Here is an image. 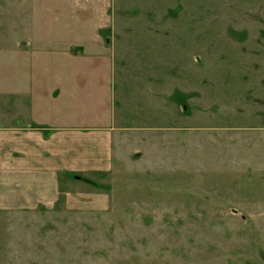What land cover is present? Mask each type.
Wrapping results in <instances>:
<instances>
[{
  "label": "rangeland",
  "instance_id": "374dc122",
  "mask_svg": "<svg viewBox=\"0 0 264 264\" xmlns=\"http://www.w3.org/2000/svg\"><path fill=\"white\" fill-rule=\"evenodd\" d=\"M16 117L47 199L0 204V264H264V0H0Z\"/></svg>",
  "mask_w": 264,
  "mask_h": 264
},
{
  "label": "crops",
  "instance_id": "0c3cea01",
  "mask_svg": "<svg viewBox=\"0 0 264 264\" xmlns=\"http://www.w3.org/2000/svg\"><path fill=\"white\" fill-rule=\"evenodd\" d=\"M50 126L39 118L31 121L16 117L7 122L0 119L1 205L47 199V133Z\"/></svg>",
  "mask_w": 264,
  "mask_h": 264
},
{
  "label": "trees",
  "instance_id": "16d2710c",
  "mask_svg": "<svg viewBox=\"0 0 264 264\" xmlns=\"http://www.w3.org/2000/svg\"><path fill=\"white\" fill-rule=\"evenodd\" d=\"M73 177H75V176L73 175ZM83 179L86 180L87 182H90V183H92V184L98 185V183L95 182V181H92V180L87 179V178H83Z\"/></svg>",
  "mask_w": 264,
  "mask_h": 264
},
{
  "label": "water",
  "instance_id": "95a60500",
  "mask_svg": "<svg viewBox=\"0 0 264 264\" xmlns=\"http://www.w3.org/2000/svg\"><path fill=\"white\" fill-rule=\"evenodd\" d=\"M76 177V179H81L82 177L81 176H75Z\"/></svg>",
  "mask_w": 264,
  "mask_h": 264
}]
</instances>
